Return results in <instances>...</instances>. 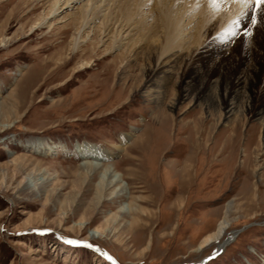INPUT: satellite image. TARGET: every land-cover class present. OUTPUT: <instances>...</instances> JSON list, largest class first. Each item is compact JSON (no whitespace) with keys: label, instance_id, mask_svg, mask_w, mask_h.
Returning a JSON list of instances; mask_svg holds the SVG:
<instances>
[{"label":"rangeland","instance_id":"rangeland-1","mask_svg":"<svg viewBox=\"0 0 264 264\" xmlns=\"http://www.w3.org/2000/svg\"><path fill=\"white\" fill-rule=\"evenodd\" d=\"M85 1L0 0V264H264V117L249 108V86L236 100L242 112L226 117L217 65L251 61L257 7L229 0L202 32L204 42L223 38L238 16L244 26L216 49L213 88L197 98L182 95L189 65H175L160 90L148 85L143 41L115 44L86 28L73 47ZM203 2H185L186 57L201 48ZM153 3L131 5L145 32ZM122 4L110 1L114 16ZM85 145L101 156L84 155ZM229 201L223 241L233 240L216 254L217 242L195 251Z\"/></svg>","mask_w":264,"mask_h":264},{"label":"bare ground","instance_id":"bare-ground-1","mask_svg":"<svg viewBox=\"0 0 264 264\" xmlns=\"http://www.w3.org/2000/svg\"><path fill=\"white\" fill-rule=\"evenodd\" d=\"M55 1L57 2V0ZM81 1L83 0H66V3L69 2V4L73 3V5H75ZM110 1L111 0H86L84 3L82 2L83 4L77 6L78 9L76 13L80 20V25L77 23L79 26L74 37L73 47L77 48L79 46V43L81 42V34L86 28H90L89 30H95V32H97L100 36L102 34L103 38L111 36L115 39V44H119L118 42L123 39L131 37L129 39L130 45L137 42L140 43V41L144 42L140 45L141 49L139 48L140 50L145 49L144 55L140 58L144 62V65H142V73L145 77V81L149 83L148 85H152L154 90H160L165 86V83H167L170 79L173 67L175 65H179L180 63L181 65L185 64V66H192L190 75L185 80L186 84L183 88V97L193 93L197 98H200L208 93L209 89L213 88L210 70L207 69L208 63L209 60H213V56L217 54L216 49L222 46L221 42H225L227 38H222V35L217 34L207 38L204 42L201 41L200 36L202 32H207L209 34L208 37L210 36V33L215 29V17L217 14L222 13L225 9H227L229 0H221L218 9L212 6L210 0H204L203 12L200 15L198 26L193 34L195 42L201 43V46L199 44L201 48L199 49V47H197L198 49H193L192 53L189 52V55L186 54L188 55L187 57L184 54L185 50H188L185 43V29L187 26H185L183 20V16L186 15L189 10V8L185 5L187 0H134V3H131L132 0H124V4H122L118 9L120 13L117 16L113 15L114 12H112V4L110 5ZM152 1L154 3L151 4V7L154 13H156V18L154 24L147 28V31L145 32L144 29H142L143 25L140 21H134V18L133 20L131 19V5L134 6L133 10H136L140 9V7L147 6ZM196 1L197 0H191V3L194 4ZM235 4L241 6L242 8H248V10L256 7L255 0H236ZM180 6H182V8L179 9ZM174 10H176L175 15L173 14ZM212 20H214V22H212ZM237 20H239L238 23H230L228 27H233L238 33L240 32V29L244 30V28H242L244 26H242L243 23H240V16H238L236 21ZM247 30L248 33L252 34L251 40L249 41L250 45L252 48H255V55H252L253 57L251 56V61L248 62L247 65H244L243 68L237 69V71H230L227 68V65H224L222 60H216L218 61L217 65L219 66V77L223 78L221 86L222 92L220 93L222 95L221 102L226 108V117H231L237 111L242 112V109L239 108L236 100L239 94H241L242 88L248 86L250 87L252 100L249 108H251L255 114L264 117V70L262 65H260L264 55H261L262 51L257 52V50L261 48L258 44L259 40L256 39V36H254L255 33L262 34L264 32V5L257 8L255 23L251 24L250 29L248 28ZM136 33H138V36L141 37L138 40H135L136 37L135 39L132 38V36ZM137 58H139V56L136 54L135 59ZM205 86L206 89H204ZM127 136H129V134H126V137ZM82 148V153L84 155H94V157H98L102 154L100 153L101 151H96L93 146L85 145L82 146ZM90 163L92 166L99 165L98 162ZM112 169H115V167ZM104 171H110V166H107ZM113 177L117 180H122L119 172L113 173ZM126 207H128V204L123 206L124 209H126ZM231 210L232 202L229 201L226 206L225 214L218 222L217 228L213 232L207 234L200 241V243L196 246L195 251L203 250L205 247L217 242L218 247L215 251L216 254L219 253L225 245L233 240L236 235L235 232L223 241L226 230L231 223V219L229 218ZM82 223L83 222L79 224L81 225ZM102 233V229L95 227L91 233V237L98 238L102 235ZM79 242L86 243L84 241Z\"/></svg>","mask_w":264,"mask_h":264},{"label":"snow or ice","instance_id":"snow-or-ice-1","mask_svg":"<svg viewBox=\"0 0 264 264\" xmlns=\"http://www.w3.org/2000/svg\"><path fill=\"white\" fill-rule=\"evenodd\" d=\"M220 2H221V0H210V3L212 4V6L214 7V8H219V6H220ZM262 5H264V0H255V6L257 7V8H259L260 6H262ZM233 23H235V22H233ZM224 32H225V38H227V36H235L236 35V32H235V30H234V28L233 27H229V28H226V29H224ZM249 35H251L250 33H248ZM68 243H80V242H78V241H68ZM89 247H91V245H89ZM109 259H111V257H108Z\"/></svg>","mask_w":264,"mask_h":264}]
</instances>
